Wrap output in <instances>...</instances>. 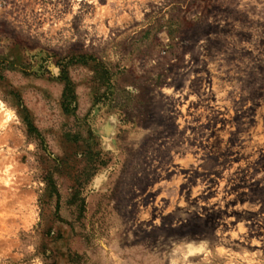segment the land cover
<instances>
[{"label": "rangeland", "instance_id": "rangeland-1", "mask_svg": "<svg viewBox=\"0 0 264 264\" xmlns=\"http://www.w3.org/2000/svg\"><path fill=\"white\" fill-rule=\"evenodd\" d=\"M0 264H264V0H0Z\"/></svg>", "mask_w": 264, "mask_h": 264}, {"label": "trees", "instance_id": "trees-1", "mask_svg": "<svg viewBox=\"0 0 264 264\" xmlns=\"http://www.w3.org/2000/svg\"><path fill=\"white\" fill-rule=\"evenodd\" d=\"M61 81L65 82V91L63 94V108L65 112H69L70 102H69V96L70 95V83L68 82L67 78L61 77Z\"/></svg>", "mask_w": 264, "mask_h": 264}]
</instances>
